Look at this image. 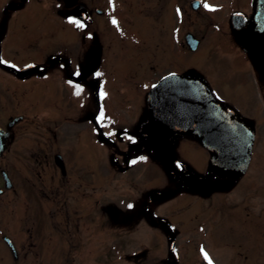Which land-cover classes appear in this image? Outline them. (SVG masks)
I'll return each instance as SVG.
<instances>
[{"label": "flooded vegetation", "instance_id": "obj_1", "mask_svg": "<svg viewBox=\"0 0 264 264\" xmlns=\"http://www.w3.org/2000/svg\"><path fill=\"white\" fill-rule=\"evenodd\" d=\"M139 1L1 3L0 130L5 142L0 198L7 197L12 232L10 238H0V264H220L222 256L215 247L221 244L210 241V232L224 213L239 207L241 188L248 192L254 186L243 181L249 165L238 180L211 173L210 153L195 137H162L158 128L146 126L147 97L164 77L187 75L207 87L221 106L244 117L197 71L176 72L166 65L168 72L155 79L159 58L155 43L148 52L154 38L142 35L151 26L143 23L139 10V4L149 2ZM212 1L189 0L187 14L194 18L182 32L184 50L194 52L206 39L215 21L209 13ZM234 7L220 29L228 26L232 46L248 64L253 96L264 109V34L256 37L250 32L252 0ZM235 13L245 17L239 31L231 27ZM129 15L134 17L128 19ZM188 35L198 42L195 50L186 44ZM34 89L42 90L43 103L59 107L62 127L80 133L66 152L50 142L40 148L17 142L16 130L28 122L25 113ZM51 129L53 140L58 132ZM93 145L105 150L106 181L120 177L119 190H94L95 160L88 154ZM247 208L242 209L250 232L254 212ZM248 239L249 235L243 238L246 249ZM247 244L241 256L231 257L247 260L252 255Z\"/></svg>", "mask_w": 264, "mask_h": 264}, {"label": "rangeland", "instance_id": "obj_2", "mask_svg": "<svg viewBox=\"0 0 264 264\" xmlns=\"http://www.w3.org/2000/svg\"><path fill=\"white\" fill-rule=\"evenodd\" d=\"M3 1L0 0V5ZM145 1L149 3L139 4L141 5L139 10L143 13L141 16L143 23L146 24L147 22L151 27L150 30L145 27L142 35L150 33L148 38H154L153 44L152 41L149 42L148 52L152 53L155 43V58H159V65L155 67V79H158L159 74L168 72L166 65L174 67L173 71L176 72L184 69L197 71L211 83L217 92L219 91L230 107H235L241 111L244 121L255 131L256 141L253 142L254 147H252L249 170L243 178V181H249L250 184L253 182L254 186L248 192L241 188L238 199L239 207L231 209L234 210L233 213L231 211L224 213L222 221H216L210 232V241L221 244L224 249L215 247L216 254L222 256V258L220 257V264H264V109L259 98L253 96L250 87L253 78L250 75L248 64L232 46V38L230 37L232 35L229 33L230 30L228 31V26L224 28L225 32H223L224 29H220L223 27L224 21L228 20L225 15L229 13L231 6L234 7L241 0L212 1L213 6L209 8V13L213 14L215 21L208 26L206 39L194 52L186 51L187 48L184 42L182 43V32L185 33L188 30L186 29L188 27L184 26L194 18L192 14H187L190 11L189 0ZM128 3L136 5V3L141 2L128 0ZM178 3L184 9H181ZM184 10L186 14H184ZM147 13L150 14L148 19ZM133 17L134 15H129L128 19ZM195 29L193 27L192 30ZM199 35L195 34V37L200 39ZM181 44L186 50L181 47ZM42 95L41 89H34L31 95L32 102L28 105L25 113L28 122L22 125L21 131L16 130L17 142L32 144L33 148H40L43 143L50 142L54 144V148H61L66 152L72 144L78 141L80 133L68 126L62 127L59 107L43 103L40 99ZM53 122H56V125H53ZM50 128L56 134L58 132L57 138L53 140H51L52 135L48 132ZM93 146L88 154L94 156L95 160L94 174L97 176V181L94 190L97 193H103L106 190L113 192L119 190L122 186L120 177L110 179L109 182L106 181L108 172L105 167V150L96 145ZM83 154L87 155V151ZM36 171L42 176L45 174L40 167H37ZM102 176L103 179L100 180ZM113 197L115 195L111 196L112 199H114ZM247 206L254 212V219H251L254 230L251 229L250 232H248L249 227L247 226L249 222L245 220L246 214L242 209L247 210ZM8 208L7 197L0 198V238L3 236L10 238L9 234L12 232ZM231 216L232 218L226 220L227 217ZM247 233L249 239L245 243L247 249V243L251 245L250 253L252 255L247 260L238 257L232 258L231 254L238 253L241 256L242 252L247 250L243 241V238L247 239ZM228 247L231 248V251L227 250Z\"/></svg>", "mask_w": 264, "mask_h": 264}, {"label": "water", "instance_id": "obj_3", "mask_svg": "<svg viewBox=\"0 0 264 264\" xmlns=\"http://www.w3.org/2000/svg\"><path fill=\"white\" fill-rule=\"evenodd\" d=\"M251 23L250 32L254 36L264 34V0H252ZM231 27L235 31L243 29L244 15L233 14ZM197 43L192 36L186 37L190 50H195ZM159 82L147 97L149 121L146 126L158 128L162 137L175 133L195 137L210 153L208 169L211 173L240 179L251 159L254 142L251 127L217 103L207 87L187 75L171 74ZM1 134L0 130V154L5 142Z\"/></svg>", "mask_w": 264, "mask_h": 264}, {"label": "snow or ice", "instance_id": "obj_4", "mask_svg": "<svg viewBox=\"0 0 264 264\" xmlns=\"http://www.w3.org/2000/svg\"><path fill=\"white\" fill-rule=\"evenodd\" d=\"M204 7L205 8H209V5H207V4H205L204 5ZM179 11V10H178ZM70 22H72V23H77V26L78 27H83L84 25L83 24H79L77 21H75V20H72V21H70ZM114 24L116 23V21L115 20H113L112 21ZM0 63H4V61H0ZM14 67V66H13ZM99 75V74H98ZM82 89H80V90H78L77 91V95H79V91H81ZM102 95H103V93H102ZM100 119H103V113H101V116H100ZM202 252H203V249H202ZM204 256H205V259H208V254L205 252L204 253ZM209 264H211V261H209Z\"/></svg>", "mask_w": 264, "mask_h": 264}]
</instances>
